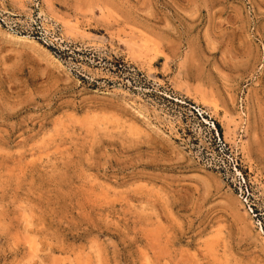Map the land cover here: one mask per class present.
Masks as SVG:
<instances>
[{"label": "rangeland", "instance_id": "1", "mask_svg": "<svg viewBox=\"0 0 264 264\" xmlns=\"http://www.w3.org/2000/svg\"><path fill=\"white\" fill-rule=\"evenodd\" d=\"M0 264H264V0H0Z\"/></svg>", "mask_w": 264, "mask_h": 264}]
</instances>
